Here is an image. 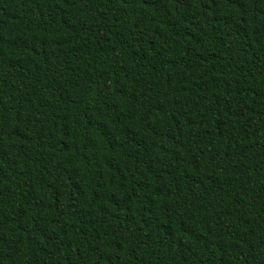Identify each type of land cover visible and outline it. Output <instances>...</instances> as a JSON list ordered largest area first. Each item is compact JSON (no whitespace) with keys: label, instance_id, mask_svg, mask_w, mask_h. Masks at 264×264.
Returning a JSON list of instances; mask_svg holds the SVG:
<instances>
[{"label":"trees","instance_id":"trees-1","mask_svg":"<svg viewBox=\"0 0 264 264\" xmlns=\"http://www.w3.org/2000/svg\"><path fill=\"white\" fill-rule=\"evenodd\" d=\"M0 264H264V0H0Z\"/></svg>","mask_w":264,"mask_h":264}]
</instances>
